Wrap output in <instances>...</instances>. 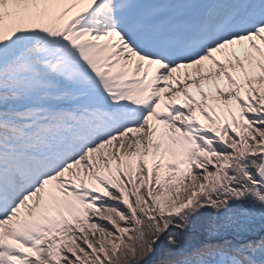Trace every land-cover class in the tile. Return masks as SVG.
I'll return each instance as SVG.
<instances>
[{
	"label": "snow or ice",
	"instance_id": "1",
	"mask_svg": "<svg viewBox=\"0 0 264 264\" xmlns=\"http://www.w3.org/2000/svg\"><path fill=\"white\" fill-rule=\"evenodd\" d=\"M0 264H264V0H0Z\"/></svg>",
	"mask_w": 264,
	"mask_h": 264
}]
</instances>
